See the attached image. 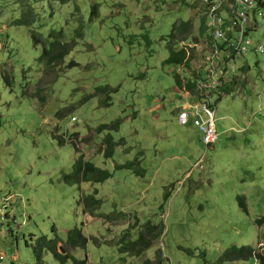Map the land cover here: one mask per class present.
Segmentation results:
<instances>
[{
    "label": "rangeland",
    "instance_id": "374dc122",
    "mask_svg": "<svg viewBox=\"0 0 264 264\" xmlns=\"http://www.w3.org/2000/svg\"><path fill=\"white\" fill-rule=\"evenodd\" d=\"M14 1L0 0V264H60L43 235L87 264L158 256L161 264H257L253 257L226 261L224 253L249 246L264 255V222L257 223L264 219V54L228 64L230 80L221 86L232 91L212 96L219 139L205 148L191 113L188 122L180 118L187 97L175 81L179 68L165 63L174 27L190 21L186 42L198 46L181 73H198L209 51L203 2L79 0L86 37L66 61L80 65L44 83V101L35 93L42 49L28 27L12 24L20 17ZM65 7L45 29L65 27ZM261 36L251 34L264 43ZM102 86L113 90L110 105L92 95ZM117 121L118 130L98 132ZM108 133L119 142L112 157L104 154ZM81 154L112 175L67 181ZM93 193L101 199L94 215L85 205ZM149 219L164 225L161 237L142 256L121 252L125 231L136 238ZM76 226L89 238L86 247L64 243Z\"/></svg>",
    "mask_w": 264,
    "mask_h": 264
},
{
    "label": "trees",
    "instance_id": "16d2710c",
    "mask_svg": "<svg viewBox=\"0 0 264 264\" xmlns=\"http://www.w3.org/2000/svg\"><path fill=\"white\" fill-rule=\"evenodd\" d=\"M14 2V4L18 7L20 17L13 20L12 24L28 27L33 43L42 49V53L38 58V65L43 78L41 79V84L35 93L41 95V98L45 101L46 95L42 94L44 91L43 84L57 80L67 68L80 65V63L75 59L70 61L68 64L66 60L79 44L80 40H83L86 37L85 21L83 19L84 10L82 9L83 5L79 0H15ZM46 2L48 3V7L44 5ZM67 5L70 6V10H67L65 7L67 14L65 13V16L62 17V20L65 19V27L52 24L45 29L46 25L44 22L48 23L49 20L52 19L57 23L56 15L59 11H56V9L62 10V7ZM96 14L97 11L95 10L93 15L95 16ZM73 25L75 26L73 27ZM192 29L193 25L190 21H184L180 25L176 24L173 29V33L170 36V55L165 60V63L176 65L179 68V71L175 72V81L178 88H182L183 92L188 91L195 94L196 82L198 77H200L199 72H195L187 78L181 73V70L184 68L189 69L192 66L194 54L198 46V44L195 45L186 42L190 40V36L188 34ZM208 29L206 15H204L201 20L200 31L202 35H206L207 44H209L212 39L209 32H207ZM178 42L182 43L180 48H177L176 46ZM5 77L10 80L9 77ZM44 77L47 78V81H45ZM228 84L230 83H227V85ZM224 86H220V89L223 90V92L228 93L232 91L229 87ZM111 91L113 90L109 86H102L99 87L97 92L92 95L95 96L98 93L105 95V103L110 105ZM208 105L211 107L213 106V103L212 105ZM119 127V121L112 124L105 123L98 128V132L101 133L108 129L118 130ZM103 141L105 145V156L112 157L115 147L119 145V142L113 138L111 133H108L104 137ZM122 166H128V164ZM111 175L112 172L108 169L97 166L93 161L85 160L83 154H81L74 163L72 173L66 176V180L74 183H81L85 181L97 183L104 182ZM100 203L101 199L94 193L85 196L87 212L92 215L96 213ZM262 222H264V219L257 220L259 225ZM163 231L164 225L162 223H155L149 219L143 224L141 229L138 230L139 233L136 238H133L130 230L125 231L118 243L119 250L133 256H142L144 252L161 237ZM42 237L46 239L44 242L46 249L52 252L60 264L88 263L87 258H78L73 253L69 252L61 253L58 247V243L61 242V240L58 238L50 239L46 235H43ZM88 241L89 238L84 234L82 229L76 226L69 230L67 240L64 241V243L75 249L76 247H86ZM257 249L249 246H242L239 248L232 247L224 253L225 260L232 262L253 257L257 264H264V255L258 252L260 250L257 251ZM41 253L42 248L38 255L40 256ZM41 257L42 255L39 258ZM161 263L162 257L158 256L156 260L148 258L141 264Z\"/></svg>",
    "mask_w": 264,
    "mask_h": 264
},
{
    "label": "built area",
    "instance_id": "2783aa9c",
    "mask_svg": "<svg viewBox=\"0 0 264 264\" xmlns=\"http://www.w3.org/2000/svg\"><path fill=\"white\" fill-rule=\"evenodd\" d=\"M205 4L208 32L212 39L209 51L198 67L200 77L196 93L185 91L186 110L181 113L183 122L192 118V123L201 133L205 148L218 142L215 130V114L212 96L219 91L225 75V67L248 53L264 54L262 40H254L251 34L264 35V0H199ZM261 36V37H262ZM264 38V36H263ZM191 118H187V113ZM76 117H73L75 120Z\"/></svg>",
    "mask_w": 264,
    "mask_h": 264
},
{
    "label": "crops",
    "instance_id": "0c3cea01",
    "mask_svg": "<svg viewBox=\"0 0 264 264\" xmlns=\"http://www.w3.org/2000/svg\"><path fill=\"white\" fill-rule=\"evenodd\" d=\"M227 67H229L230 68V66L229 65H227L226 67H225V75H224V78L222 79V80H224V82H227L228 80H230L229 79V77H228V75H226L227 74V72L229 71V68H228V70H227ZM226 80V81H225ZM220 88V87H219ZM216 95V94H215ZM185 105V104H184ZM192 119V118H191ZM191 124L193 125V123L191 122ZM194 126V125H193ZM197 128V127H196ZM198 129V128H197ZM199 131V130H198ZM200 139H201V133H200ZM202 142V141H201Z\"/></svg>",
    "mask_w": 264,
    "mask_h": 264
},
{
    "label": "water",
    "instance_id": "95a60500",
    "mask_svg": "<svg viewBox=\"0 0 264 264\" xmlns=\"http://www.w3.org/2000/svg\"><path fill=\"white\" fill-rule=\"evenodd\" d=\"M60 249H61V251H62L63 253H65V249H64L63 246H60Z\"/></svg>",
    "mask_w": 264,
    "mask_h": 264
},
{
    "label": "bare ground",
    "instance_id": "6f19581e",
    "mask_svg": "<svg viewBox=\"0 0 264 264\" xmlns=\"http://www.w3.org/2000/svg\"><path fill=\"white\" fill-rule=\"evenodd\" d=\"M207 32H208V31H207ZM208 35H209V34H208ZM228 68H229V67H228ZM230 69H231V68H230ZM225 81H226V80H225ZM219 90H220V88H219ZM217 97H218V96H217ZM212 100H213V99H212ZM216 100H217V99H216ZM211 105H212V104H211ZM214 105H216V104L214 103ZM214 105H213V106H214ZM213 106H211V107H213ZM76 119H77V118H76Z\"/></svg>",
    "mask_w": 264,
    "mask_h": 264
}]
</instances>
